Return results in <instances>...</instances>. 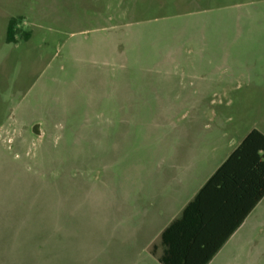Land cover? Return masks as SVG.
<instances>
[{"label":"rangeland","instance_id":"obj_1","mask_svg":"<svg viewBox=\"0 0 264 264\" xmlns=\"http://www.w3.org/2000/svg\"><path fill=\"white\" fill-rule=\"evenodd\" d=\"M222 129L264 132V0H0V141L52 177L40 264H158L131 168Z\"/></svg>","mask_w":264,"mask_h":264},{"label":"crops","instance_id":"obj_2","mask_svg":"<svg viewBox=\"0 0 264 264\" xmlns=\"http://www.w3.org/2000/svg\"><path fill=\"white\" fill-rule=\"evenodd\" d=\"M250 132L234 144L226 129L214 132L202 152L189 135L187 145L163 148L161 162H146V179L138 181L131 168L133 191L145 194L147 208H154L147 220L158 230L149 245L158 264H264V197L240 222V186L229 182L204 190ZM17 156L0 141V264H40L34 241L40 243L42 233L51 236L52 177L18 166Z\"/></svg>","mask_w":264,"mask_h":264},{"label":"trees","instance_id":"obj_3","mask_svg":"<svg viewBox=\"0 0 264 264\" xmlns=\"http://www.w3.org/2000/svg\"><path fill=\"white\" fill-rule=\"evenodd\" d=\"M16 34V19L12 18L7 30V42H16ZM243 171L247 172V179H244L246 182L241 183ZM229 182L240 186L243 192L240 213V222H242L264 197V134L259 130H252L243 139L208 181L204 190L211 185L227 186ZM194 205L195 201L189 207H194Z\"/></svg>","mask_w":264,"mask_h":264},{"label":"water","instance_id":"obj_4","mask_svg":"<svg viewBox=\"0 0 264 264\" xmlns=\"http://www.w3.org/2000/svg\"><path fill=\"white\" fill-rule=\"evenodd\" d=\"M38 128H39L38 126H35V128H34L35 133H38V131H39Z\"/></svg>","mask_w":264,"mask_h":264}]
</instances>
